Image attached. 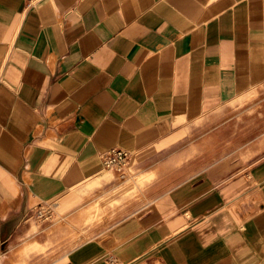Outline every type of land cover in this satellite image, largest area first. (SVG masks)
<instances>
[{
    "label": "crops",
    "instance_id": "obj_1",
    "mask_svg": "<svg viewBox=\"0 0 264 264\" xmlns=\"http://www.w3.org/2000/svg\"><path fill=\"white\" fill-rule=\"evenodd\" d=\"M263 87L264 0H0V264H264V135L187 154Z\"/></svg>",
    "mask_w": 264,
    "mask_h": 264
},
{
    "label": "rangeland",
    "instance_id": "obj_2",
    "mask_svg": "<svg viewBox=\"0 0 264 264\" xmlns=\"http://www.w3.org/2000/svg\"><path fill=\"white\" fill-rule=\"evenodd\" d=\"M191 134L193 145L190 146L193 147L187 150L188 155L194 156L188 163L192 165L188 167V170L192 169L191 172L208 164L214 155L220 159L225 154L244 152L249 148L246 144L250 139L264 135V87L244 104L236 109L228 108L220 112L206 125L193 129ZM188 144L189 142L186 147ZM128 183L140 186L143 182L141 179H134Z\"/></svg>",
    "mask_w": 264,
    "mask_h": 264
},
{
    "label": "built area",
    "instance_id": "obj_3",
    "mask_svg": "<svg viewBox=\"0 0 264 264\" xmlns=\"http://www.w3.org/2000/svg\"><path fill=\"white\" fill-rule=\"evenodd\" d=\"M102 164L107 169L124 170L130 165L131 154L119 148H111L100 155ZM36 216L39 219H46L47 212L42 209L36 211Z\"/></svg>",
    "mask_w": 264,
    "mask_h": 264
}]
</instances>
